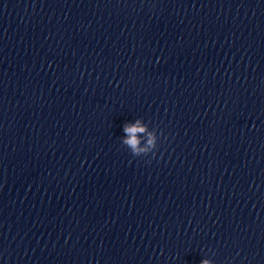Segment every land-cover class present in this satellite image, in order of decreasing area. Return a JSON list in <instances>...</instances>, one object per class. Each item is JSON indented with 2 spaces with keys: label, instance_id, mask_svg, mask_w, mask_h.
Wrapping results in <instances>:
<instances>
[{
  "label": "clouds",
  "instance_id": "obj_1",
  "mask_svg": "<svg viewBox=\"0 0 264 264\" xmlns=\"http://www.w3.org/2000/svg\"><path fill=\"white\" fill-rule=\"evenodd\" d=\"M147 126L141 125L139 120L136 123L131 125H125L124 132L127 135V138L123 141V143L131 150L130 153L133 156H147L151 153L155 156V150H157V137L155 133H148L147 146L141 147V141L138 137V134L145 133ZM200 264H212L209 259H202Z\"/></svg>",
  "mask_w": 264,
  "mask_h": 264
}]
</instances>
